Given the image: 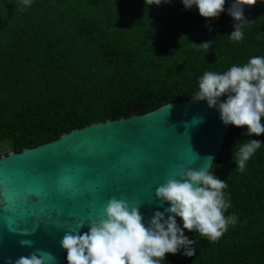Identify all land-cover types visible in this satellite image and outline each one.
Segmentation results:
<instances>
[{
  "label": "trees",
  "instance_id": "trees-1",
  "mask_svg": "<svg viewBox=\"0 0 264 264\" xmlns=\"http://www.w3.org/2000/svg\"><path fill=\"white\" fill-rule=\"evenodd\" d=\"M234 2L205 19L182 0H0V157L190 99L205 72L264 57V0L244 7L241 41L229 36ZM250 139L261 147L241 173L234 145ZM210 170L227 184L225 216L237 222L214 243L185 229L194 255L181 249L161 264H264V134L232 125Z\"/></svg>",
  "mask_w": 264,
  "mask_h": 264
},
{
  "label": "water",
  "instance_id": "water-1",
  "mask_svg": "<svg viewBox=\"0 0 264 264\" xmlns=\"http://www.w3.org/2000/svg\"><path fill=\"white\" fill-rule=\"evenodd\" d=\"M231 126L223 124L218 108L192 97L143 114L93 122L35 147L3 153L0 264H14L37 250L51 253L53 259L46 264H68L61 247L64 234H83L90 222L99 223L113 197L139 206L147 225L155 211L170 207L155 196L168 173L180 164L207 170ZM21 240L33 243L22 246Z\"/></svg>",
  "mask_w": 264,
  "mask_h": 264
},
{
  "label": "clouds",
  "instance_id": "clouds-1",
  "mask_svg": "<svg viewBox=\"0 0 264 264\" xmlns=\"http://www.w3.org/2000/svg\"><path fill=\"white\" fill-rule=\"evenodd\" d=\"M162 2L169 0H145V5H160ZM182 3L186 10L195 5L201 17L213 19L224 11L225 0H182ZM22 4L30 6L31 0H22ZM256 4L257 0H235L232 4L228 11L237 22L229 35L232 40L243 39L244 7ZM199 46L207 50L210 43ZM222 96L227 97L223 102L220 101ZM193 99L206 101L209 108H218L220 119L226 126L246 127L249 137L264 134V57L254 56L242 66H231L223 74L205 72ZM234 147L237 150L232 158L236 168L243 173L261 142L244 140L236 142ZM205 160L212 162V157ZM211 168L212 163L207 170H195L180 164L176 171L169 172L165 183L157 187L155 196L161 205L167 203L170 207L155 211L147 225L139 206L115 197L110 199L99 223L90 222L89 230L83 234L80 231L64 234L61 247L67 252L68 264H161L166 254L175 255L181 249L185 256L191 257L196 240H189L184 235L185 229L195 231L210 242H217L229 225H235L237 218L235 215L225 216L230 207L223 191L227 184L217 178ZM177 217L183 228L178 225ZM32 243L20 241L27 247ZM37 252L20 256L14 264H46L47 260L53 259L51 253Z\"/></svg>",
  "mask_w": 264,
  "mask_h": 264
}]
</instances>
